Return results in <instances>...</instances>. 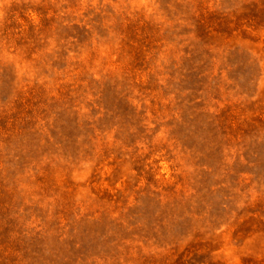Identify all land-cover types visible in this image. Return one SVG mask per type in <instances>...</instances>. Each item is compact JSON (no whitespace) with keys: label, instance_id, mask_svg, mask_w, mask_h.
I'll return each instance as SVG.
<instances>
[{"label":"rangeland","instance_id":"1","mask_svg":"<svg viewBox=\"0 0 264 264\" xmlns=\"http://www.w3.org/2000/svg\"><path fill=\"white\" fill-rule=\"evenodd\" d=\"M0 264H264V0H0Z\"/></svg>","mask_w":264,"mask_h":264}]
</instances>
